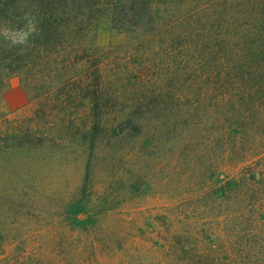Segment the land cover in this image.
<instances>
[{
    "label": "trees",
    "instance_id": "trees-1",
    "mask_svg": "<svg viewBox=\"0 0 264 264\" xmlns=\"http://www.w3.org/2000/svg\"><path fill=\"white\" fill-rule=\"evenodd\" d=\"M22 4L42 31L23 51L0 41V100L17 76L44 115L75 119L87 106L83 141L92 146L102 131L130 126L243 163L227 179L213 163L194 201L207 217L188 230L166 218L163 256L167 264H264V0H0V25L21 26ZM106 23L130 41L101 50L95 38ZM89 182L90 174L84 198ZM68 206L82 224L81 208Z\"/></svg>",
    "mask_w": 264,
    "mask_h": 264
},
{
    "label": "rangeland",
    "instance_id": "rangeland-1",
    "mask_svg": "<svg viewBox=\"0 0 264 264\" xmlns=\"http://www.w3.org/2000/svg\"><path fill=\"white\" fill-rule=\"evenodd\" d=\"M129 41L108 23L95 38L104 51ZM9 82L0 100V264H167L166 218L195 228L207 217H198L194 201L215 174L213 163L226 179L242 169L206 145L130 126L102 131L92 146L83 141L87 106L75 119L44 115L17 76ZM121 110L130 115L127 105ZM69 203L81 208L82 224L70 219Z\"/></svg>",
    "mask_w": 264,
    "mask_h": 264
},
{
    "label": "clouds",
    "instance_id": "clouds-1",
    "mask_svg": "<svg viewBox=\"0 0 264 264\" xmlns=\"http://www.w3.org/2000/svg\"><path fill=\"white\" fill-rule=\"evenodd\" d=\"M26 8L27 4H22L19 8L21 14L18 20L21 26L13 27L9 22L0 25V41L4 42L9 50L12 48L26 50L32 47L35 39L40 36L41 18L34 11L25 10Z\"/></svg>",
    "mask_w": 264,
    "mask_h": 264
}]
</instances>
